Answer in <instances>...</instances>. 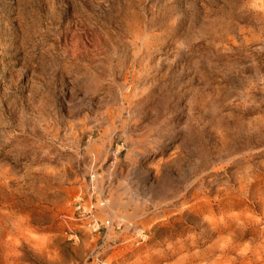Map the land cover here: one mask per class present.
<instances>
[{
  "label": "rangeland",
  "instance_id": "obj_1",
  "mask_svg": "<svg viewBox=\"0 0 264 264\" xmlns=\"http://www.w3.org/2000/svg\"><path fill=\"white\" fill-rule=\"evenodd\" d=\"M0 264H264V0H0Z\"/></svg>",
  "mask_w": 264,
  "mask_h": 264
},
{
  "label": "built area",
  "instance_id": "obj_2",
  "mask_svg": "<svg viewBox=\"0 0 264 264\" xmlns=\"http://www.w3.org/2000/svg\"><path fill=\"white\" fill-rule=\"evenodd\" d=\"M95 206L94 205H89L88 207L87 206H83L81 204H77L76 206V212L79 213V217L78 218H70V219H74L78 222L82 221L83 219V216L85 215H88V218L90 219V222H89V227L92 228L94 231H96L98 228H97V222L95 220ZM65 223L67 224V234L69 235V238L70 239H73L76 234L74 233V229L72 228V226L68 223L67 220H65Z\"/></svg>",
  "mask_w": 264,
  "mask_h": 264
}]
</instances>
